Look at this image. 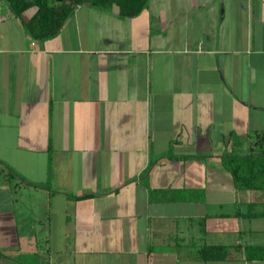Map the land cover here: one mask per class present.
Returning <instances> with one entry per match:
<instances>
[{"label":"crops","instance_id":"0c3cea01","mask_svg":"<svg viewBox=\"0 0 264 264\" xmlns=\"http://www.w3.org/2000/svg\"><path fill=\"white\" fill-rule=\"evenodd\" d=\"M261 133L264 0L80 5L43 41L0 0V264H264V189L221 159Z\"/></svg>","mask_w":264,"mask_h":264},{"label":"trees","instance_id":"16d2710c","mask_svg":"<svg viewBox=\"0 0 264 264\" xmlns=\"http://www.w3.org/2000/svg\"><path fill=\"white\" fill-rule=\"evenodd\" d=\"M18 18L22 21L30 37L36 41H43L60 33L67 20L80 5H91L106 10L117 7L119 16L134 17L148 7L149 0H8ZM35 8L32 15L28 10ZM260 137L261 151H242L234 140L232 150L223 152L222 163L231 173L234 183L239 190L248 191L264 189V134ZM14 173V172H13ZM48 187V184H33ZM88 195V194H85ZM77 198L76 195H69ZM253 206V204H251ZM239 213V212H238ZM237 215H241V213ZM252 213V212H251ZM257 214V213H256ZM250 214V215H256ZM228 216V215H225ZM205 219L201 220L205 224ZM246 258L264 259L263 245L245 246ZM198 255L203 260H222L229 258L230 249L222 244H203Z\"/></svg>","mask_w":264,"mask_h":264}]
</instances>
